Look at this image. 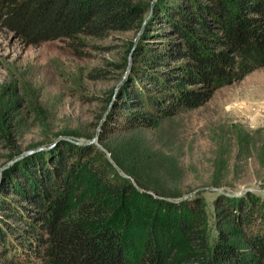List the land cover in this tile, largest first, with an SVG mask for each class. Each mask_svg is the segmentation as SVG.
I'll return each instance as SVG.
<instances>
[{
  "label": "trees",
  "instance_id": "obj_1",
  "mask_svg": "<svg viewBox=\"0 0 264 264\" xmlns=\"http://www.w3.org/2000/svg\"><path fill=\"white\" fill-rule=\"evenodd\" d=\"M185 2L161 12L159 45L135 51L127 78L100 116L101 139L195 108L217 87L264 66V0ZM143 12L128 0H0V24L26 43L65 38L75 48L84 36L137 29ZM43 145L50 146L0 183V212L24 222L20 231L28 239L20 247L41 264H264V207L257 199L247 195L236 207L219 201L235 227L218 229L210 242L198 203L185 207L183 200L145 191L135 163L144 160L140 150L123 157L103 143L109 159L95 143L66 136ZM131 193L152 202L138 219L127 202ZM4 237L0 257L7 258ZM182 242L189 247L179 248Z\"/></svg>",
  "mask_w": 264,
  "mask_h": 264
},
{
  "label": "rangeland",
  "instance_id": "obj_2",
  "mask_svg": "<svg viewBox=\"0 0 264 264\" xmlns=\"http://www.w3.org/2000/svg\"><path fill=\"white\" fill-rule=\"evenodd\" d=\"M128 1L144 11L137 29L113 31L102 39L84 36L76 48L65 38L26 43L0 24V183L15 165L48 148L43 143L57 136L93 140L109 159L103 143L123 157L129 149H138L144 160L135 163L147 183L145 191L170 201L183 200L185 207L198 203V219H205L206 236L212 242L218 229L235 227L219 201L236 207L248 195L264 207V66L217 87L195 108L150 127L113 130L101 139L100 116L112 90L127 78L135 51L159 45L165 39L159 33L161 12L186 3ZM163 25L172 32L171 26ZM99 68L105 69L104 76H93ZM131 181L137 186L134 178ZM14 199L7 197L26 212ZM127 202L137 219L152 205L132 193ZM24 225L0 212V232L10 255L0 257V264H41L20 247V240L28 239L20 231ZM178 247L189 245L182 242Z\"/></svg>",
  "mask_w": 264,
  "mask_h": 264
},
{
  "label": "water",
  "instance_id": "obj_3",
  "mask_svg": "<svg viewBox=\"0 0 264 264\" xmlns=\"http://www.w3.org/2000/svg\"><path fill=\"white\" fill-rule=\"evenodd\" d=\"M76 142L82 143L84 141L76 140ZM90 142H93V140H91ZM84 143H86V142H84Z\"/></svg>",
  "mask_w": 264,
  "mask_h": 264
}]
</instances>
